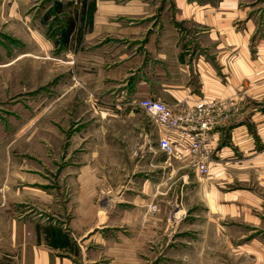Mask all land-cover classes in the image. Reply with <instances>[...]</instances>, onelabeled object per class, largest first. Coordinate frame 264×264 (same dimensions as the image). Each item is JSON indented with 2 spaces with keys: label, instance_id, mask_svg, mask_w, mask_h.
<instances>
[{
  "label": "crops",
  "instance_id": "0c3cea01",
  "mask_svg": "<svg viewBox=\"0 0 264 264\" xmlns=\"http://www.w3.org/2000/svg\"><path fill=\"white\" fill-rule=\"evenodd\" d=\"M56 1L64 10L58 24L67 25L78 12L67 47L58 51L78 56L84 76L96 78L99 88H114L125 99L118 109L141 110L128 103L145 98L159 99L177 113L214 103L218 151L211 167L229 191L221 192L218 181L207 184L215 217H191L193 225L179 229L173 243L177 256L161 262L206 259L213 254L204 256V250L226 245L241 251L247 264H264V0H35L30 7L51 4L40 16H30L26 0H0V19L29 25L56 50L42 20ZM68 3L73 6L66 8ZM72 44L80 47L78 55ZM156 127L158 147L151 157H161L156 174L163 178L170 167L159 142L169 133ZM196 158L177 159L196 171ZM92 170L82 169L76 179V217H39L23 207L40 204L38 183L26 187L20 183L32 179L26 171L11 175L9 166L1 167L0 264H153L154 217H105L115 201L102 204L106 181ZM207 218V227H198Z\"/></svg>",
  "mask_w": 264,
  "mask_h": 264
},
{
  "label": "rangeland",
  "instance_id": "374dc122",
  "mask_svg": "<svg viewBox=\"0 0 264 264\" xmlns=\"http://www.w3.org/2000/svg\"><path fill=\"white\" fill-rule=\"evenodd\" d=\"M26 3L30 16H40L51 5L42 2L34 8L30 5L35 0ZM28 26L0 19V169L9 166L11 175L26 171L32 179L20 183L31 187L36 182L43 191L39 205L23 207L39 217H76V179L82 169L93 167L90 174L106 181L102 204L109 198L115 201L105 217H154L153 264L176 257L172 248L179 229L192 226L191 217H215L207 205V184L218 181L223 183L221 192H228L229 183L216 180L212 162L211 173L200 176L188 163L166 155L169 175L158 177L162 161L151 157L159 140L152 119L141 110L118 109L125 99L114 88H99L96 78L84 76L78 56L44 45L37 30ZM71 48L78 55L80 47ZM91 72L96 76V69ZM207 222L198 227H207ZM211 253L206 259L180 261L247 264L241 251L226 245L203 251L204 256ZM173 260L166 264H178Z\"/></svg>",
  "mask_w": 264,
  "mask_h": 264
},
{
  "label": "built area",
  "instance_id": "2783aa9c",
  "mask_svg": "<svg viewBox=\"0 0 264 264\" xmlns=\"http://www.w3.org/2000/svg\"><path fill=\"white\" fill-rule=\"evenodd\" d=\"M128 105L138 106L156 125L169 133L159 142L164 154L177 158L195 156L198 174L206 176L210 173L209 163L218 151V140L212 134L215 129L211 117L213 102L200 103L188 113H177L165 102L155 98L133 101Z\"/></svg>",
  "mask_w": 264,
  "mask_h": 264
},
{
  "label": "trees",
  "instance_id": "16d2710c",
  "mask_svg": "<svg viewBox=\"0 0 264 264\" xmlns=\"http://www.w3.org/2000/svg\"><path fill=\"white\" fill-rule=\"evenodd\" d=\"M72 6L73 3H68L66 8H70ZM62 12H64L62 3L56 1L53 7L48 10L42 18L43 23L48 25V36L53 39L56 47L60 50H63L67 47L66 43L69 35L73 32V28L78 21V12L75 9L74 17L68 20L67 25L58 24V14ZM53 15L56 16V19H54L53 22H50V19ZM55 21H57V24L54 23Z\"/></svg>",
  "mask_w": 264,
  "mask_h": 264
}]
</instances>
